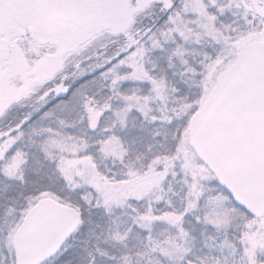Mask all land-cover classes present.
<instances>
[{
    "label": "snow or ice",
    "instance_id": "1",
    "mask_svg": "<svg viewBox=\"0 0 264 264\" xmlns=\"http://www.w3.org/2000/svg\"><path fill=\"white\" fill-rule=\"evenodd\" d=\"M0 264H264V0H0Z\"/></svg>",
    "mask_w": 264,
    "mask_h": 264
}]
</instances>
